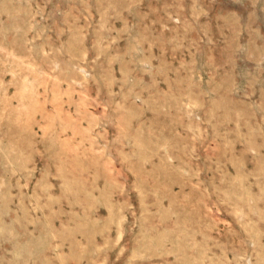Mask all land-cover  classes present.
<instances>
[{"label": "rangeland", "instance_id": "1", "mask_svg": "<svg viewBox=\"0 0 264 264\" xmlns=\"http://www.w3.org/2000/svg\"><path fill=\"white\" fill-rule=\"evenodd\" d=\"M0 264H264V0H0Z\"/></svg>", "mask_w": 264, "mask_h": 264}]
</instances>
